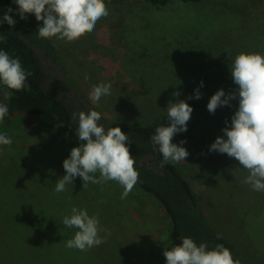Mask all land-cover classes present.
<instances>
[{
  "label": "rangeland",
  "instance_id": "1",
  "mask_svg": "<svg viewBox=\"0 0 264 264\" xmlns=\"http://www.w3.org/2000/svg\"><path fill=\"white\" fill-rule=\"evenodd\" d=\"M231 2L173 0L157 8L144 0H104L109 15L91 33L73 42L49 39L89 99L92 85L111 84V95L95 104L90 99L111 124L152 125L168 117L169 100H185L193 108L190 120H202L212 95L238 87L230 73L234 58L264 54V22L254 23L250 4ZM230 104L215 112L234 115L239 98ZM0 133L13 141L0 145V264H166L172 224L154 196L135 185L122 200L117 182L83 187L78 176L66 191H54L66 175L63 161L80 143L73 130L49 129L16 112L0 123ZM216 138L199 129L183 140L189 155L175 165L234 259L264 264V192L242 182L248 172L235 158L209 152ZM73 206L99 214L111 233L106 243L87 251L66 247L78 231L62 223Z\"/></svg>",
  "mask_w": 264,
  "mask_h": 264
},
{
  "label": "clouds",
  "instance_id": "2",
  "mask_svg": "<svg viewBox=\"0 0 264 264\" xmlns=\"http://www.w3.org/2000/svg\"><path fill=\"white\" fill-rule=\"evenodd\" d=\"M18 6L17 14L21 20L26 14H34L42 26L37 29L38 38H56L65 42H73L87 33H91L97 22L109 15L104 0H14ZM12 8L6 10L0 18V24L15 25L10 15ZM232 80L238 87L226 94L223 89L211 96L207 110L214 114L218 107L231 106L230 101L239 98V107L231 117V126L222 129L223 136L217 137L211 144L209 152L227 154L235 158L239 165L247 170L248 175L242 181L254 191L264 192V54L258 52L238 54L230 64ZM31 75L26 72L18 57H11L7 51L0 50V84L7 90L3 92L4 100L12 97V91H21ZM89 77L85 76V81ZM203 82H201V87ZM111 95V84L92 85L90 99L98 103L104 96ZM179 97V92H173ZM199 89L195 91V99H200ZM223 98V99H222ZM188 99H193L189 96ZM8 105L0 102V123L8 115ZM168 123L159 126L150 137L155 151L163 157L160 167L167 164L185 162L189 155L183 145L172 143L173 138L187 131L193 108L185 100H169L167 105ZM72 120L78 119L75 132L79 146L71 149L70 157L63 161L66 175L56 181L54 191H66L67 184H73L78 176L88 183H107L115 181L123 187L121 199H126L139 179L135 169V159L131 156L129 135H125L120 127L105 129L101 113L96 110L72 113ZM227 124V121L225 122ZM226 137L227 139H224ZM12 139L6 133H0V145H11ZM99 173V177H96ZM65 227L76 228L74 237L65 242L69 249L87 251L94 246L107 242L111 235L108 229L100 226L99 214L90 216L86 209L71 207L70 214L63 217ZM104 232V237L100 233ZM217 239H221L218 235ZM166 264H241L234 259L231 251L223 244H216L211 250L206 243L197 245L191 237H181L179 245L165 249L163 252Z\"/></svg>",
  "mask_w": 264,
  "mask_h": 264
},
{
  "label": "trees",
  "instance_id": "3",
  "mask_svg": "<svg viewBox=\"0 0 264 264\" xmlns=\"http://www.w3.org/2000/svg\"><path fill=\"white\" fill-rule=\"evenodd\" d=\"M144 1L161 8L173 0ZM180 1L199 3L202 0ZM241 3L253 6L254 23L264 22V0H232L230 4ZM8 8H12L10 15L16 23L14 27L7 23L0 24V50L7 51L13 58L18 57L24 70L31 75L23 90H11L12 97L4 100L9 109L4 120L10 119L17 112L36 118L46 128L66 127L75 132L78 119L72 120V113L96 109L72 76L67 60L58 54L51 40L38 38L37 29L42 25L35 16L26 14L27 18L21 20L17 14L18 6L13 0H0V18ZM0 90L3 93L7 89L0 84ZM232 116L231 112L217 111L211 114L208 111L202 120H189L187 131L178 133L172 143L178 144L188 139L199 129H202L203 134L213 135L214 138L223 136L222 129L231 126ZM167 123V116L146 127L114 125L102 115L99 121L105 129L120 127L125 135H129L131 143L126 142V146L135 159L134 167L139 173L136 185L154 196L171 220L173 246L179 245L181 237L186 236L191 237L197 245L208 244L209 250L216 244H223L234 258L232 245L222 237L217 239L218 234L210 225L191 184L179 173L176 165L160 167L163 157L154 150L150 137L157 127L166 126Z\"/></svg>",
  "mask_w": 264,
  "mask_h": 264
},
{
  "label": "crops",
  "instance_id": "4",
  "mask_svg": "<svg viewBox=\"0 0 264 264\" xmlns=\"http://www.w3.org/2000/svg\"><path fill=\"white\" fill-rule=\"evenodd\" d=\"M118 186H120L119 184H118ZM104 189V188H103ZM106 192H107V189H104ZM105 194V193H104Z\"/></svg>",
  "mask_w": 264,
  "mask_h": 264
}]
</instances>
